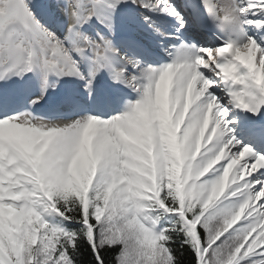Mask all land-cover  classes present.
Returning a JSON list of instances; mask_svg holds the SVG:
<instances>
[{
  "label": "snow or ice",
  "instance_id": "1",
  "mask_svg": "<svg viewBox=\"0 0 264 264\" xmlns=\"http://www.w3.org/2000/svg\"><path fill=\"white\" fill-rule=\"evenodd\" d=\"M0 264H264V0H0Z\"/></svg>",
  "mask_w": 264,
  "mask_h": 264
}]
</instances>
